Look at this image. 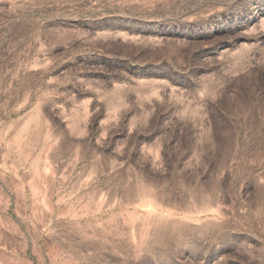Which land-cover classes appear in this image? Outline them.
I'll list each match as a JSON object with an SVG mask.
<instances>
[{
    "label": "rangeland",
    "instance_id": "374dc122",
    "mask_svg": "<svg viewBox=\"0 0 264 264\" xmlns=\"http://www.w3.org/2000/svg\"><path fill=\"white\" fill-rule=\"evenodd\" d=\"M0 264H264V0H0Z\"/></svg>",
    "mask_w": 264,
    "mask_h": 264
}]
</instances>
